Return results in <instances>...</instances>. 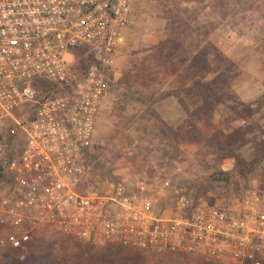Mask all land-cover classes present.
I'll return each instance as SVG.
<instances>
[{"label":"built area","instance_id":"2783aa9c","mask_svg":"<svg viewBox=\"0 0 264 264\" xmlns=\"http://www.w3.org/2000/svg\"><path fill=\"white\" fill-rule=\"evenodd\" d=\"M133 3L0 0V168L12 180L9 196L0 192V223L9 228L0 248H25L50 226L92 244L264 264V192L257 188L230 204L183 190L172 207L158 204L147 175L133 187L119 181L109 192L84 189ZM79 48L92 54L84 72L73 69ZM20 138L22 147L9 155V140ZM170 189L167 179L156 194Z\"/></svg>","mask_w":264,"mask_h":264},{"label":"rangeland","instance_id":"374dc122","mask_svg":"<svg viewBox=\"0 0 264 264\" xmlns=\"http://www.w3.org/2000/svg\"><path fill=\"white\" fill-rule=\"evenodd\" d=\"M132 16L96 123L84 189L109 192L119 181L133 187L147 175L162 207H172L176 192L183 190L201 201L225 204L253 188L264 192V0H134ZM172 40L190 57L212 42L237 64L236 77L218 92L221 102L205 104L192 81L183 82L176 62L173 67L157 61L156 47L173 46ZM222 70L212 62L211 71L198 78L205 85ZM192 128L205 139L196 143L187 134ZM236 130L243 137L235 151L247 162L259 160L254 172L241 173L238 158L220 157L214 143L204 146L211 135L225 141ZM22 144V139L9 141V155ZM167 179L173 189L156 194ZM10 190L9 181L2 180V195ZM44 229L52 228L35 234ZM7 231L0 223V235ZM92 245L90 251L99 253L114 244Z\"/></svg>","mask_w":264,"mask_h":264},{"label":"trees","instance_id":"16d2710c","mask_svg":"<svg viewBox=\"0 0 264 264\" xmlns=\"http://www.w3.org/2000/svg\"><path fill=\"white\" fill-rule=\"evenodd\" d=\"M163 42L155 49V58L157 61L161 59L165 62H171L177 71L182 69L183 82L186 80L192 81V85L197 87L205 104L213 102H221L222 95L219 91H223V86H228V83L236 77L238 72L237 64L212 42H207L201 47L198 52L191 57L189 50H181L177 40H172L171 45L165 48ZM165 49V50H164ZM76 63L73 65L74 71L84 72L88 63L92 60V54L87 48H79L73 51ZM213 57V61L211 59ZM216 63L223 67V70L214 82H208L203 85L198 76L211 71V64ZM131 74V71H127ZM28 120V119H27ZM188 135L196 137L195 142L199 143L203 139L200 132L196 128H192L187 132ZM243 137L241 130H236L229 134L228 139L221 141L217 134H213L206 139L204 146L214 143L216 152L220 157H237L243 168L241 173L254 172L258 166L259 160L247 162L241 158L240 154L235 151L237 143ZM9 141H12L11 139ZM243 143V142H242ZM91 156H89L90 158ZM88 158V161H89ZM7 180L12 183V180L0 168V182ZM72 236H68L54 228L41 230L38 234L32 236L31 240L22 249L16 248H1L0 249V264H223L205 257L192 254L170 253V252H152V257L142 256L139 251L124 248L119 245H110L109 247L100 248L99 253L90 251L92 243H82ZM22 255L24 257L22 258Z\"/></svg>","mask_w":264,"mask_h":264}]
</instances>
